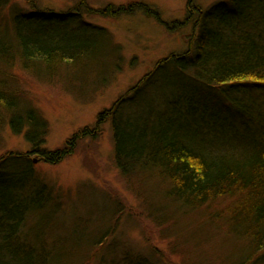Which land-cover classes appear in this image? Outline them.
I'll list each match as a JSON object with an SVG mask.
<instances>
[{"label":"trees","instance_id":"obj_1","mask_svg":"<svg viewBox=\"0 0 264 264\" xmlns=\"http://www.w3.org/2000/svg\"><path fill=\"white\" fill-rule=\"evenodd\" d=\"M7 1L0 0V13ZM32 8L30 14L16 15L13 41L0 25V76L8 75L17 62L28 71L41 66L50 77L71 65L93 77L88 79L93 88L107 82L110 70L119 66V47L114 50L111 33L85 17L118 21L140 11L155 21L160 16L139 2L98 10L83 3L67 11ZM196 8L187 18L193 27L189 53L166 57L159 66L170 91L161 94L162 113L144 108L138 114L112 117L121 99L109 110L116 163L124 175L157 172L170 182L171 196L186 207L229 202L210 218L247 241L236 264H264V0H222L210 12ZM197 91H204L207 101L196 96ZM126 103L134 105L132 100ZM5 124L15 135L25 132L33 154L39 152L38 160L51 164L96 135L86 128L64 149H42L46 121L23 106L0 77V128ZM33 167L34 160L21 152L0 158V264H62L45 240L25 232L28 221L42 216L53 200ZM111 264L153 263L126 255Z\"/></svg>","mask_w":264,"mask_h":264},{"label":"rangeland","instance_id":"obj_2","mask_svg":"<svg viewBox=\"0 0 264 264\" xmlns=\"http://www.w3.org/2000/svg\"><path fill=\"white\" fill-rule=\"evenodd\" d=\"M221 1L8 0L9 7L1 10L0 25L9 32V42L13 41L16 15L30 14L34 5L67 11L81 3L98 10L139 2L160 15L156 21L144 11L118 21L85 17L107 29L114 50L119 47V66H111L108 81L98 87L90 86L88 79L93 77L71 65L60 67L61 71L50 77L41 66L28 71L17 62L8 75L0 76L23 106L34 109L46 121L42 149L49 153L64 149L86 128L96 134L68 149L69 157L51 164L38 160L39 152L33 154L25 132L15 135L7 124L0 128V158L9 152L27 154L34 160V173L51 190V204L42 217L28 221L25 232L45 240L57 263L111 264L129 255L153 264H236L245 254L247 241L230 234L224 222L210 218L211 213L227 207L226 200L192 209L171 196L170 182L157 172L122 174L115 159L111 121L114 116L138 114L144 108L162 113L161 94L170 91L158 73L161 62L189 53L190 11L195 8L196 12L197 6L210 12ZM171 23L181 26L174 28ZM195 94L201 99L205 95L204 91ZM120 99L112 116L109 110ZM128 100L134 105L127 104ZM100 114L108 118L99 120Z\"/></svg>","mask_w":264,"mask_h":264},{"label":"bare ground","instance_id":"obj_3","mask_svg":"<svg viewBox=\"0 0 264 264\" xmlns=\"http://www.w3.org/2000/svg\"><path fill=\"white\" fill-rule=\"evenodd\" d=\"M42 217V216H41ZM27 233H29L28 231H27ZM114 261H116V260H114Z\"/></svg>","mask_w":264,"mask_h":264}]
</instances>
